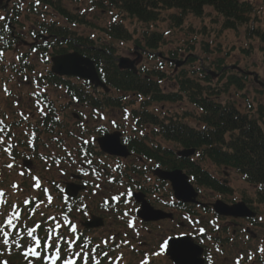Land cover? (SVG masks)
Listing matches in <instances>:
<instances>
[{
  "label": "rangeland",
  "instance_id": "rangeland-1",
  "mask_svg": "<svg viewBox=\"0 0 264 264\" xmlns=\"http://www.w3.org/2000/svg\"><path fill=\"white\" fill-rule=\"evenodd\" d=\"M33 1L34 0H0L1 6H5L10 14L14 13L15 8H18L22 13L19 21L20 25L15 29V33H22L20 36L21 42H19V45L16 47L19 53L26 54L30 51V44L33 41L31 38V31L34 29L32 26L35 24L34 30H36L38 23H42L44 20L40 16H34L28 13L27 7L29 8L30 3ZM92 1L93 0L63 1L65 8L70 13L74 15L84 13L87 20L94 26L93 29L78 27L76 28L77 34L85 38H95L97 40V45L113 48L116 51L118 59L129 58L131 60H137L138 68L143 67L150 70L162 69L170 76V81L162 84L167 92L177 91L179 89L175 77L184 70L187 71L188 75L193 79L202 83L205 77L204 72L216 71L214 65L218 59H224L226 67H237L257 74L258 81L264 83V45L259 40H249L246 28H242L238 31L224 30L222 18L213 9H207L206 15L202 19H198L192 15L188 16L184 23L180 25H177L172 19L173 15L179 13L175 11L164 12L161 21L155 24H143L125 18V16H121L120 21L124 23L126 28L134 36L133 41L123 43L109 39L99 30L106 29L112 25L116 17L119 16V12L114 11L112 13L100 9H93ZM250 1L254 2L260 19L256 27L264 29V0ZM48 13V21L52 20L65 24V22L53 11H49ZM5 15V11L0 10V22L5 18ZM117 20H119V18H117ZM154 32L161 33L165 37V45L157 51L158 53L156 56L162 55L165 59L174 61L171 54H176L179 57L177 61L184 63L181 68L177 69L174 63L169 60H156L155 56L149 55L140 49H136L138 48V41L141 42L142 45H145L144 41H142L145 34ZM247 50H250L249 55H246L244 52ZM13 52L14 53L8 54L9 61L18 57V52ZM191 56L196 59L194 63H190ZM34 57L32 56L31 62L36 66L37 74H46L48 70H51L50 65L43 63L36 55H34ZM212 63H214V65ZM11 64L12 63L9 62V66H7L9 69ZM160 64L163 65L160 66ZM234 72L239 74L236 71ZM2 73L3 71L0 72V108L8 114L9 122H16L27 116L37 119L39 117V108L36 103V98L32 96L36 91L33 80H30L29 77L28 79H23L19 75L13 74L11 69L4 74ZM215 73L218 72L216 71ZM29 75H31V77H37L34 74ZM219 79L215 78V83H218ZM203 83L202 85H204ZM247 86V89L243 93L233 89L230 94L222 96L219 101L222 103L231 101L235 103L242 114H248L258 119L259 116L257 113L259 112V106L264 107V88L259 86L252 76H249ZM5 88H7V92H5ZM48 92L55 107L61 111L62 117L67 120L68 130L64 131L65 134L61 136V138H63L64 147L61 148V146L56 143L55 139L43 137V141L38 144L39 153L42 155L41 157H33L30 152L22 149L14 150L16 154H21L18 158L16 155L11 157L0 152V178L7 180V184L11 187L5 186L4 189L8 191L14 199H19L21 197L26 199L30 197V195H34L31 189L26 191L24 188H21V185L26 186L27 184L31 186L32 182V178H24V173L40 176L45 186L52 188L55 186L54 183L60 188H65L66 184L74 182L79 184L77 180H74L73 175H75L77 170L73 165L71 157L75 159L77 156V146L81 138L87 139L98 135V133H96L98 126L104 125L109 132H114L118 130L116 127V125H118V127H121L120 129L123 134L129 136L133 134L136 136V134L132 132L135 125L121 109H109L111 111H104L106 119L101 121L99 118L93 117L95 114L89 109L69 107L68 103H70L72 99L67 96L64 90L51 87ZM113 95L115 97L120 96L115 92H113ZM128 101L134 103V105H129V110L133 109V111H138L142 108V103L140 101L136 102L132 97H129ZM80 112L84 114V123L90 130L88 135L81 133L83 132L82 129H80L81 127L77 128L73 120V116ZM151 112L155 113L163 120H179L194 128H204L199 121L201 112L186 101L180 104L154 105L151 108ZM26 129V126L20 128L16 132V136L25 139L27 136ZM71 130L76 134L75 138H72L71 134L69 135V133H67ZM143 132L150 138L152 143L150 145L159 144L175 151L180 149L178 145L166 142L160 137H156L154 131L149 126H146ZM15 141L17 142L18 140L15 139ZM55 158L60 159L59 161H55ZM25 161L31 162L32 164L25 167ZM120 161L123 165H140V161L136 157ZM196 161L217 179H225L228 181L234 189V196L226 198L220 197L207 189H201L200 201L208 204H213L217 199H221L228 204H231L232 201H256L257 188L248 184L238 172L232 169L228 170L217 167L210 161L202 160L200 157L196 158ZM141 162L142 166L145 165L149 169L147 171L145 170V176L141 181H147V185L152 184V186H154L158 182L152 174L154 166L150 163H144V161ZM96 163L101 170L106 168L112 172V175L105 177L91 174L84 175L92 184L87 191L80 193V199L83 204L74 212L75 215L73 218L80 229L83 230L85 229L82 224L85 223L87 219H90L91 216L99 217L104 221V226L88 230L90 232L88 235L90 240L97 239L102 242L106 241L107 245L111 246L108 250L110 255L122 256L121 259L123 264H147V257L149 260L151 259V264H173L170 257L165 256L162 252L159 253L160 250L162 251L161 246L164 240L176 235H187L194 238L195 242L197 241L196 238L199 237L197 233L199 232L198 228L200 225L195 222L191 225L186 213L173 209L170 205H166L172 201V190L170 186H165L158 194H155L156 196H147V200L153 206V209L165 213H172L174 219L145 224L136 216V211L139 209V206L132 200L128 201L125 197V195L130 197V192L127 190L126 186H117L110 182L111 178L116 179L120 175L115 171L118 165L120 169H122V165L118 160L100 156L97 158ZM9 165L11 166L9 167ZM158 186L162 188L160 183H158ZM114 195H117L120 199L121 212L104 208V205L109 202ZM59 198L60 195L55 194L53 200L55 205H61L60 201H58ZM47 204V202L43 204V208L49 213L48 216L57 214H59V217L61 216L59 210L51 209ZM85 205H87L88 209L83 211ZM252 205L259 215V223L260 221L263 222L264 207L258 206L256 203ZM194 211L197 213V216L192 217L193 221L197 218L202 222L201 227L207 229L210 238H218L220 236V240L222 241L221 237L224 236L225 238V236H228L227 238L230 240L227 243H222V245H225V248H217L215 244H212L210 241L206 243L207 247L210 248L209 256L214 264H236L237 260H241L242 257V262L244 264H249L253 262L249 260V257H256L258 255V249L264 247V224L259 227H253L244 220L235 221L227 218L217 220L211 214H204L205 212L198 208L194 209ZM212 221L215 225L220 226L223 231L225 229L227 232L223 235H217L221 232H213L214 226L211 225ZM248 228L251 231V236L246 232ZM234 231L237 233V237H235L234 234L232 235ZM15 264H20V262L17 261ZM257 264H259V262Z\"/></svg>",
  "mask_w": 264,
  "mask_h": 264
},
{
  "label": "trees",
  "instance_id": "trees-1",
  "mask_svg": "<svg viewBox=\"0 0 264 264\" xmlns=\"http://www.w3.org/2000/svg\"><path fill=\"white\" fill-rule=\"evenodd\" d=\"M63 1L39 0V4L34 1L30 3L28 13L34 16H43L44 20L42 23H38L36 30L32 31L33 48L30 53L18 58V62L12 63L10 68L18 74V70L21 73L27 70L36 74V67L29 62L32 58L30 56L34 57V55L46 64L49 63L51 57L60 56L71 51H77L81 55L92 59L95 61L102 81L122 96L106 95L95 90L87 83L75 85L70 79L59 78L51 72H48L47 76L43 77L42 75L43 78L39 80L46 81L51 86L64 88L68 92V97L72 99L71 105L88 107L96 111L122 108L123 98L128 95L143 98L146 109L145 112H134L137 118H142L145 123H150L159 128L158 135L165 141L175 143L183 149H195L201 153L203 160H209L218 167L236 170L246 179L247 183L259 188L257 203L264 205V107L259 106V112L257 113L259 118L257 119L248 114H242L235 103L231 101L228 103L219 101L222 96L230 94L233 89L243 93L248 87V76L231 71L224 72L226 67L224 59H218L215 65L212 63L218 71L222 72L218 84L214 83V79L210 75L204 74L206 84L202 85L192 79L188 72L184 70L175 77L179 89L166 92L162 83L170 81V76L164 71H151L143 68L138 70V74L129 70L122 71L118 67V58L113 48L97 45L95 38H85L77 34L76 28L78 27L93 29L94 26L87 20L85 14L74 15L70 13L65 8ZM92 3L96 9L105 12L117 11L119 17L125 16V18L143 24L159 23L164 12L175 11L179 13L173 15L172 19L177 25H180L184 23L188 16L192 15L202 19L206 15L207 9H213L222 18L224 30L238 31L246 28L249 40H259L264 45V29L256 27L260 19L254 2L250 0H93ZM49 11L57 14L65 24L52 20L47 22ZM20 15L19 10L14 12L13 24H19ZM5 26L8 27L6 24L2 25V36H8L2 41L4 44L3 51H14L15 47L19 45L20 38L18 37L21 34L15 33L13 35L7 31L5 34ZM99 30L113 41L128 43L134 40L132 33L121 22ZM144 43L143 46L138 41L137 46L143 51L157 52L165 45V37L160 33L145 34ZM249 51L244 52L249 55ZM171 56L175 59L179 58L176 54H171ZM2 59L1 61L6 60L5 58ZM1 61L0 72H6L5 68H8L6 67L8 64L5 65ZM195 61V58H190V63ZM185 101L202 111L199 121L205 126L203 129L192 128L181 121L164 122L148 112V108L153 104H179ZM60 113L61 111L59 112L51 105L46 116L36 120L30 118L26 121H17L14 125H10L5 122V112L0 109V130L3 131L0 137L4 133L8 137L13 136V126L20 127L24 123L27 125L34 124L29 126L36 133L32 143L33 146L24 144L22 141H19V143L20 146L28 148L29 152L38 158L40 157L38 144H40L43 135L50 139L57 137L60 141H63L61 136L65 134L64 131L68 130V124L65 118L61 119L62 113ZM67 133L70 135V132ZM30 135L32 137V134ZM129 144L130 150L141 158L169 170L183 169L187 171L199 187L220 194L233 193L230 187L212 177L196 161L180 159L175 152L160 145L150 147L144 141L137 140H132ZM14 154L17 155V158L21 156L16 152ZM134 172L137 171L134 170ZM5 185V179L0 178V191H3ZM3 192L5 195L0 197V202L1 200L4 202L2 212H0V224H5L4 230L9 233L10 237L6 238L7 244H5V237L0 234V262L20 260L25 264H46L45 258L49 253L51 256L54 255L55 248L47 250L43 244L39 251V259L34 256H28L26 259L23 255V252L28 247L33 246L35 241L33 235H28L29 228L45 216V213L40 211L41 199L31 198L30 201H23L22 199L14 201L9 197V193ZM13 209H17L19 213H22L21 218H19L22 221L24 220L23 215L30 217L34 214L35 218L31 219L25 226L21 225L20 220L13 214ZM68 211L66 210L63 213ZM66 214L70 215V212ZM9 216L13 217V224L16 227L6 225L5 222ZM44 229V227H40V236L44 235ZM83 243L81 241L76 248L70 249V247H65L69 244H66V241L63 240L60 247L62 249L60 263L63 260L73 258ZM106 247L107 245H101L99 248L88 247V254L84 258L81 257L76 264H108L106 259L108 255H105L108 250ZM104 255L105 257L100 262Z\"/></svg>",
  "mask_w": 264,
  "mask_h": 264
},
{
  "label": "water",
  "instance_id": "water-1",
  "mask_svg": "<svg viewBox=\"0 0 264 264\" xmlns=\"http://www.w3.org/2000/svg\"><path fill=\"white\" fill-rule=\"evenodd\" d=\"M52 72L61 77H75L81 80H87L91 82L95 87H101L106 92H109L107 87L102 84L99 76L96 72L94 63L89 59L85 58L79 53H72L53 59ZM135 62L130 59H120L119 68L121 70H133L136 73ZM182 66L178 64V67ZM237 69L233 67L232 70ZM255 77V81L259 83L258 76L250 74ZM261 84V83H260ZM262 85V84H261ZM101 149L112 156L128 157V151L126 147L121 145L120 135L115 134L107 136L99 140ZM195 152L186 151L179 155L181 157H191ZM158 176L164 181L172 183V187L175 192V196L179 201L185 203H196L198 197L195 189L190 185L188 177L181 171L175 172H163L158 171ZM67 194L69 196H75L77 190L71 184L67 187ZM143 203V208L139 215L146 222H155L171 218V215H166L160 211H154L147 203L144 202L143 198L137 197ZM216 212L221 216L234 217V218H251L255 217V214L249 210L245 204L230 207L223 202H218L214 206ZM88 229L103 226L102 220H95V222H89L85 225ZM203 250L198 246L194 245L190 238H182L179 240L171 241L170 248L168 250V256L171 257L175 264H204L202 260Z\"/></svg>",
  "mask_w": 264,
  "mask_h": 264
},
{
  "label": "flooded vegetation",
  "instance_id": "flooded-vegetation-1",
  "mask_svg": "<svg viewBox=\"0 0 264 264\" xmlns=\"http://www.w3.org/2000/svg\"><path fill=\"white\" fill-rule=\"evenodd\" d=\"M149 146L150 147H154V145H149ZM133 157L138 158V160L140 161L139 163L142 164L141 161H143V159L141 157H139L136 154H134ZM148 163L152 164L153 162H148ZM139 166H140L139 164L123 165V167H122V170L123 171L121 173V176L119 178L117 177L115 179V184L117 186H120V185L121 186H126V188L133 187L134 186L136 188L135 193L143 194V195H145L146 198L149 195L150 196H156L155 194H158L163 188H159L158 182L154 186H152V184L147 185V183H146L147 181H143L142 182L141 179L145 176V173H146L147 170L146 171L145 170L143 171V170L139 169ZM134 170H136L137 172H134ZM138 171H140V172L138 173ZM152 174L154 175V170L152 171ZM154 177H155V175H154ZM156 181H158V180H156ZM223 183L226 185L228 183V181H223ZM245 203L249 206V208L255 210V208L252 205V204H254L253 201H250L249 200V201H246ZM208 205L210 206L212 204H208ZM204 210H208V211H204L205 214H210L211 206L208 207V209H204ZM263 222H264V220H263ZM262 224H264V223H262ZM251 226H253V225H251ZM246 232H247L248 235L251 236V231H250L249 228L246 230ZM233 234H234L235 237L238 236L235 231H234V233H232V235ZM227 237L228 236H225V238H224V236H223L222 237V242L227 243L228 241H230L229 238H227ZM220 247L221 248H225V245L224 244L223 245L221 244ZM263 249H264V247H263ZM258 262H259V264H264V252H262L261 254L258 253V255L256 256V258L253 259V262H251L249 264H257Z\"/></svg>",
  "mask_w": 264,
  "mask_h": 264
},
{
  "label": "snow or ice",
  "instance_id": "snow-or-ice-1",
  "mask_svg": "<svg viewBox=\"0 0 264 264\" xmlns=\"http://www.w3.org/2000/svg\"><path fill=\"white\" fill-rule=\"evenodd\" d=\"M37 3H39V0H37ZM2 55H3V53H0V56H2ZM5 92H7V88H5ZM37 95H38V93H37ZM0 143H2V141H0ZM5 151H8V148H5ZM10 166L11 165H9V167ZM34 180H35V186L38 187L39 183H40L39 178L38 177H34ZM4 195H5V193L3 191H0V197H3ZM49 200H50V198H49ZM17 209H18V206H17ZM17 209H13V214L15 215V217L17 219H19V211ZM0 212H2V208H0ZM5 223H6V225H11L12 227H16V225L13 224V217L12 216H9ZM60 226H61L60 224H56L55 225V227H57V228H59ZM38 227H39V225H37V228ZM4 228H5V224H0V234H2L3 237H5L4 243L7 244V239L6 238L8 237L9 233L7 231H5ZM33 231H34V229L29 228L28 235L31 236ZM71 231L72 232L76 231L75 225H72ZM47 239H48L47 236H45L43 238V240L45 241L44 247L55 248V254H54L55 258L53 259V258L49 257L48 259L51 260V264H57V261L62 258V249L57 246V243H56L55 240L52 241L51 245H48L47 244ZM41 244H42V240L41 239H35L36 247L30 249L29 252L24 253V255L25 256H34V257H37L39 259L40 258V253H39V251H37V249L41 247ZM65 247H71V245H65ZM261 251L264 252V249H261ZM5 264H7V262H5ZM67 264H75V262L73 260H68Z\"/></svg>",
  "mask_w": 264,
  "mask_h": 264
}]
</instances>
